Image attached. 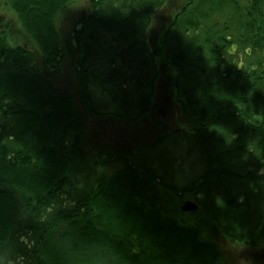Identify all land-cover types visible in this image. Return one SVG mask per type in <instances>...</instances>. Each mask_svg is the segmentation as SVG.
<instances>
[{"label":"trees","instance_id":"16d2710c","mask_svg":"<svg viewBox=\"0 0 264 264\" xmlns=\"http://www.w3.org/2000/svg\"><path fill=\"white\" fill-rule=\"evenodd\" d=\"M80 1L0 0V264L264 256V0ZM172 105L134 149L84 122Z\"/></svg>","mask_w":264,"mask_h":264},{"label":"rangeland","instance_id":"374dc122","mask_svg":"<svg viewBox=\"0 0 264 264\" xmlns=\"http://www.w3.org/2000/svg\"><path fill=\"white\" fill-rule=\"evenodd\" d=\"M83 3L84 2L81 0L79 3L80 7ZM61 27H64L63 29L66 32L67 38L70 27L64 24ZM70 76V73H64L62 71L58 77V82H60V86L63 90L65 89L72 93L77 102L79 96L75 84L73 83V78ZM177 115L178 110L172 105L166 108H154V112L149 119H145L142 123L134 125H126L118 121L104 118L102 120H96L94 118L93 121V119L86 114L84 115V122L88 128L93 129L94 127V132H90L94 141V147L100 144H106L122 146L126 149H134L138 144H153L165 131L171 132L174 131L175 128H178V123H176L178 121ZM219 242L221 243L222 252H224V256L230 264H264V259L261 260L264 256L260 255L259 252L244 251L243 248L230 245L226 240H221Z\"/></svg>","mask_w":264,"mask_h":264},{"label":"water","instance_id":"95a60500","mask_svg":"<svg viewBox=\"0 0 264 264\" xmlns=\"http://www.w3.org/2000/svg\"><path fill=\"white\" fill-rule=\"evenodd\" d=\"M181 210L185 213H191L198 210V206L192 201H187L184 202V204L181 207Z\"/></svg>","mask_w":264,"mask_h":264}]
</instances>
